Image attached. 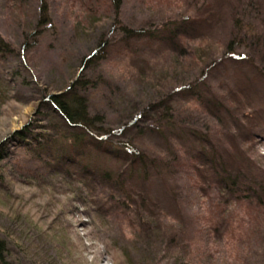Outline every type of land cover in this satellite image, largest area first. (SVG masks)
<instances>
[{
    "label": "rangeland",
    "instance_id": "374dc122",
    "mask_svg": "<svg viewBox=\"0 0 264 264\" xmlns=\"http://www.w3.org/2000/svg\"><path fill=\"white\" fill-rule=\"evenodd\" d=\"M241 3L243 10L249 6L245 11L251 14L237 19L247 23L257 19L260 28H264V0ZM45 4L51 22L42 24L38 28L40 34L23 49L20 43L24 34L36 32L39 18L35 15L43 11ZM237 5L238 0H124L117 9L114 0H34L32 8L24 6L22 0H0V36L17 49L0 63L1 72L10 82L8 95L0 100V235L8 242L9 264H176L177 259L185 257L182 247L189 243L191 247L186 251L191 255L187 257L192 256L193 264H264V251L260 250L264 240L256 234L258 228L264 227V212L253 203L235 205L234 228L219 240L212 230L219 226L212 220L211 212L220 199L219 192L214 188L211 170H203L198 160L200 150L208 157L214 150L217 156L232 162L231 169L236 174L257 176V181L264 182V83L249 84L247 90L244 85L241 87L242 79L253 78L254 70L229 58L212 76L197 82V91L213 100L235 101L234 109L218 110L212 101L207 111L208 106L201 107L195 100L182 102L173 95L184 86L181 81L195 82L214 63L221 62L232 40L229 34L234 30L233 12ZM174 24L188 31V36L175 45L165 41L168 27ZM124 27L144 32V37L129 49L116 43ZM245 30L234 33V39L244 42L243 47V34L258 35ZM254 40H249V46ZM106 42L116 43V47H107L108 59L99 60L93 53ZM237 51L247 54L249 50ZM87 61L93 63L91 67L88 64L81 69ZM174 61H204L206 66L172 72L167 65ZM172 75L177 82L166 78ZM78 78L95 85L91 93L84 95L101 135L121 130L133 111L145 110L147 114L153 97L162 95V101L171 99L173 105L178 103L173 106V116L210 141L201 145L194 143V135L187 137L179 150L184 161L178 173L155 175L150 182L135 186L139 196H149L147 207L155 219L154 229L159 227L163 237L150 240L151 248L145 247L148 253L143 247L140 252L136 248L131 260L123 252L128 240L135 236L130 226L132 214L131 218L122 212L110 214L106 191L91 184L85 188L75 182L74 176H58L51 160L55 155L50 152L48 160L45 149L40 151L35 141L19 140L26 130L34 138L45 133L62 138L73 135L53 114V106L46 99L67 92ZM163 78L166 80L158 82ZM240 89L245 103L241 107L236 97ZM246 114L252 117L246 120ZM235 118L243 124L242 129ZM141 121L138 125L143 128L149 123ZM152 124L142 132L137 144L152 158L160 157L168 163L175 150ZM52 129L58 131L51 132ZM135 132L124 134L133 139ZM116 134L115 140L121 141V131ZM123 143L140 151L128 139ZM91 158L116 172L130 164L124 157L118 160L93 154ZM143 223L141 219L138 226L141 228ZM173 238L176 244L171 242ZM145 256L153 261L149 258L140 262Z\"/></svg>",
    "mask_w": 264,
    "mask_h": 264
},
{
    "label": "trees",
    "instance_id": "16d2710c",
    "mask_svg": "<svg viewBox=\"0 0 264 264\" xmlns=\"http://www.w3.org/2000/svg\"><path fill=\"white\" fill-rule=\"evenodd\" d=\"M33 2L34 0H22V3H24V6L26 7L33 8ZM123 2L124 0H114V5L117 9H120L123 5ZM241 2H243V0H238V5L236 6L237 9L235 8L233 12L236 19L233 22L234 30H232V33L230 31L231 34H229L232 40L229 42V47L225 49L226 51H224V56L221 58V62L217 61L216 63H214L211 70L208 73H202L203 76H201L195 82H180L181 84H184V86L177 89V91L173 95L175 97H179V100H181L182 102H185V100H195L196 102H199L201 104V107L208 106L206 108L207 111L210 110L209 104L212 101H215L214 103L217 105L218 110H221V107L223 111H228L230 108L234 109L235 101L227 103L219 99L213 100L204 92L197 91L199 90L198 86H200V84H197V82H203L210 76H212L215 70L218 71V66H225V63L227 62L225 60L231 59L235 61L239 66L241 65V67H250L254 70L253 78L250 76V78L247 77L242 79L243 84L241 85V87H243L244 85L246 90L249 84L256 83V86H259V81L264 83V51H261L264 48V28H260L257 19H253L248 23L245 22L242 18L237 19V17L240 16L244 18L246 13L245 10L249 7H244L243 10ZM236 10H238L237 13H235ZM250 14L251 13H246V15ZM35 16L37 17V19L39 18V20L37 21V28L35 29L36 32L34 31L31 34L25 32L23 43H20L23 44V49H25L31 38H36L38 34H40L38 28L41 27L42 24L46 25L51 22L47 4H45L43 11H41V13L38 11L37 15ZM41 16H45L43 20L42 18L40 20ZM184 24L186 25L187 23ZM188 26H185V28L189 29ZM245 29H247V31H254L258 35H254V38L252 37L250 32L247 34L245 33L246 35L243 34L246 44L243 47L244 42L241 43L239 42V39H234V33L239 32V34H242L244 33V31H246ZM121 30L122 37L118 39L119 41L116 43H118L120 46L126 47L127 49H129L134 43L139 41V39H142L144 37L143 31H138L127 27H124ZM187 32H184L182 29L177 27L176 24H174L172 25V27H168L165 41L174 42V45L178 44L181 42V39H184L186 36H188ZM148 37L152 38L153 36L149 35ZM252 38L256 41L254 40L255 42L253 44H250L249 46V40H251ZM116 43L111 44L106 42L102 49L97 50L93 53V56L98 55L99 60L108 59L110 53L106 51L107 47H111L112 45L114 46L112 48H115ZM239 48H246L249 51H247V54L239 53L237 51V49ZM16 50L17 49H14V46L12 44L8 43L4 38L0 36V63L6 62L11 52ZM90 58H88V60ZM89 61L85 62L81 69H84L88 64H90L91 67L93 63ZM203 64L206 66V63L204 61L202 63H195L194 61L190 64L174 61L171 62L170 65H167V69L172 72H178V69L184 71L186 68H191L192 66L200 67ZM166 78L168 80L170 78L178 81L177 77L174 78L173 75ZM166 78L159 79L158 82H160L161 80L164 81L166 80ZM9 85L10 82L7 79V75H5V73L1 72L0 70V100H2V97L4 98V96L8 95ZM94 86L95 85L90 83L89 81L78 78L68 88L67 92L55 95H49V93L47 94L49 96H47L48 98L46 99V102H48V104H52L53 114L61 120L63 126L69 129L73 135H71L70 137L62 138L60 136L54 137L45 133L38 136L36 135L34 138L31 137L29 131L26 130L19 135V140L26 143L29 139L35 141L36 147L40 149V151L45 149L46 155H48V160L50 152L52 156L55 155V158H52L51 160L52 162H55L56 165L53 166L54 163H50L53 166V172H55L58 176H62L63 178L74 176L76 177L75 182H77L81 186H84L85 188L94 185L96 188H102L104 191H106L109 194L108 204L110 209H108V211L110 212V214H118V212H122L123 214L129 215V217L132 214L133 218L130 217L132 219V224L130 226L133 228L135 236L132 240H128L123 252L126 258L131 260L130 257L135 254L134 251H136V248L138 249L137 252H140L142 250L141 248L143 247V249H145V251L148 253L147 250L151 248L150 240H158L163 237L162 230L159 227L156 226V229H154L155 219L151 215V209L147 207V200L149 199V196L145 195L144 193L139 196L136 193L138 191L136 187L137 185H139L137 183H148L154 178L155 175L161 176L162 174L166 173H168V175L172 174L173 172L178 173V170L183 166L182 162L184 161L183 157L179 154V150H182L181 148L183 147L181 146L185 145L187 137H192L194 135L196 138L194 143L198 142L201 145L205 144V142L209 143L210 141L207 137H204L201 134L199 135L198 133H193L197 131L188 129V125H186V122L179 120L177 117L173 116V106H176L178 103H175L173 105L172 101H170L171 99L164 102L161 100L162 95L153 97V100H151L148 105L149 110L147 114L145 110H142L140 113L138 112V110H136L135 112L133 111L131 116L123 123V128H121V130H118L117 132H108L109 135H101V133L103 132L96 128V120L91 117V104L84 95L89 93L90 91L92 92ZM173 95L171 96V98L173 97ZM236 97L238 100H240L237 105H240L239 107H241V104L245 106L244 101H242L244 97L241 93V89L236 93ZM120 102L122 103L123 101ZM236 107L239 108L238 106ZM229 114L231 115L232 112ZM244 117L246 120H249V117L252 116L251 114H246L244 115ZM145 120L147 123L152 122V125L156 127L155 130L158 129L161 136L164 135L163 137L167 139V143H170L169 146L171 147V149L175 150L174 155L171 154L172 160H170L168 163V160L164 162V159H161L160 157L152 158L149 154H147V152L142 151L140 145L137 144L142 132L149 129V123L146 124ZM140 121L141 123L144 122L146 124L144 128L138 125ZM235 121L238 128L242 129L243 124L241 123V121L239 122V120H236V118ZM186 129H188L189 132L187 131L185 133ZM54 130L58 131V129H52L51 132H53ZM129 130H134V132L136 131L133 139L131 136L127 138V133L124 134L125 131ZM120 131L121 135L118 136V138L121 141L115 140L117 136L116 133ZM159 132L157 133L159 134ZM165 134L167 136H165ZM111 137H114V140H111ZM125 139H128L129 143H132L131 145H137L140 151L136 150L130 145L124 144L123 142ZM90 144L93 145V149H90ZM206 146L214 149L212 145ZM212 151L214 153L208 157L205 151L200 150L198 154H200L201 159H196L201 161L200 165L202 166L203 170H208L207 167H209V170H211L213 178L215 179V186L214 182H212V185L219 192L220 199L218 202H215L211 212L213 215L212 220H214L215 224L219 227L212 230L214 233H216V236L219 240H223L225 235L228 234L229 230L231 228H234L236 212L234 208L237 207L235 205L248 204L250 206L253 203L257 207V209L264 212V182L257 181V176L251 177L247 174H236L231 169L232 162H228L222 156H217L215 154V151ZM93 154H100L105 157L118 160L124 157V160L128 159L130 161V164L129 167L125 169L127 171L119 170L118 172H116L112 169H108L107 167H103L96 161L92 160L91 157L93 156ZM251 172L252 171L249 170L248 173ZM200 178L202 179L201 176ZM141 219L144 223L142 224L143 227L141 226L140 228L138 224L139 222H141ZM146 225L149 226L148 230L144 229V226ZM221 227H223V229ZM258 229L260 230L256 234L260 235L261 239L264 240V227ZM141 232H143L142 235ZM142 239L143 241L141 242ZM172 240L174 241L171 242H174L176 244L175 239L173 238ZM191 242H193V239H191ZM146 246H148L147 250L145 248ZM178 246L179 244L176 245V247ZM190 247V243L187 247H182L186 255L185 257L177 259L176 264H193V260H191L192 256L190 257V259L187 257L188 254L191 255L190 252L186 251ZM247 249L248 250L246 253V258L249 259V257H251V251L249 247ZM260 250L264 251V245L260 246ZM8 253V242L0 235V264H9L7 262ZM147 253L144 252L145 255H147ZM149 258L153 261L152 257L145 256V258H143L140 262L149 261L147 260ZM187 259H189V261L185 262ZM262 259H264V252L262 253Z\"/></svg>",
    "mask_w": 264,
    "mask_h": 264
}]
</instances>
